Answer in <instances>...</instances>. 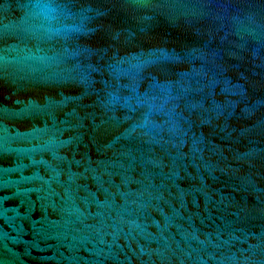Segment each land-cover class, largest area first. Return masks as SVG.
Instances as JSON below:
<instances>
[{
  "label": "water",
  "instance_id": "1",
  "mask_svg": "<svg viewBox=\"0 0 264 264\" xmlns=\"http://www.w3.org/2000/svg\"><path fill=\"white\" fill-rule=\"evenodd\" d=\"M0 0V264H264V0Z\"/></svg>",
  "mask_w": 264,
  "mask_h": 264
},
{
  "label": "clouds",
  "instance_id": "2",
  "mask_svg": "<svg viewBox=\"0 0 264 264\" xmlns=\"http://www.w3.org/2000/svg\"><path fill=\"white\" fill-rule=\"evenodd\" d=\"M65 15V7L58 0H30L25 9V18L37 21L34 27L52 36L71 29L63 22Z\"/></svg>",
  "mask_w": 264,
  "mask_h": 264
}]
</instances>
